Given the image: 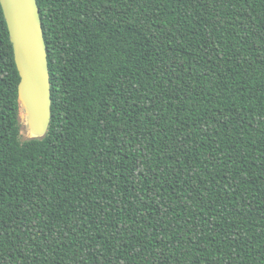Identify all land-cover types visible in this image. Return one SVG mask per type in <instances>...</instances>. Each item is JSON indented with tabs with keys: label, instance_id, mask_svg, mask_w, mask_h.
<instances>
[{
	"label": "trees",
	"instance_id": "obj_1",
	"mask_svg": "<svg viewBox=\"0 0 264 264\" xmlns=\"http://www.w3.org/2000/svg\"><path fill=\"white\" fill-rule=\"evenodd\" d=\"M36 1L41 137L0 6V264H264V0Z\"/></svg>",
	"mask_w": 264,
	"mask_h": 264
},
{
	"label": "water",
	"instance_id": "obj_2",
	"mask_svg": "<svg viewBox=\"0 0 264 264\" xmlns=\"http://www.w3.org/2000/svg\"><path fill=\"white\" fill-rule=\"evenodd\" d=\"M19 75L17 100L22 133L41 137L50 121L47 46L36 0H0Z\"/></svg>",
	"mask_w": 264,
	"mask_h": 264
}]
</instances>
